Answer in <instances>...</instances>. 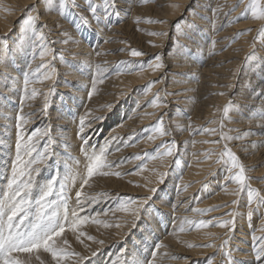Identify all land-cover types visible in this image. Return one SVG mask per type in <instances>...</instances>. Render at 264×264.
Instances as JSON below:
<instances>
[{"label":"bare ground","instance_id":"1","mask_svg":"<svg viewBox=\"0 0 264 264\" xmlns=\"http://www.w3.org/2000/svg\"><path fill=\"white\" fill-rule=\"evenodd\" d=\"M82 1L84 0H77V3L86 6ZM97 1L102 4L104 2V0ZM235 4L237 0H153L152 2L148 0L147 3H141L140 0H117L119 16L127 22L113 26L111 18L107 21L101 19L94 25L95 29L90 34L96 42V46L94 45L92 49L90 44L78 38L73 32L74 29L69 21L62 20L58 11L59 0H53L51 11L45 8L43 0H0V84H4L0 90V94H3L0 95V199L3 198L2 192L7 185V177L11 174V161L15 159V116L21 106L18 94L23 89V74L26 71L36 72L41 64L52 65L55 61L51 59L53 53L52 57L57 61L59 59L60 63L51 67L59 65V70L65 72L64 75L68 77L70 84H63L58 88L60 91L58 98L50 110L45 104L47 90L45 86L49 87L52 78L45 77L48 71L46 67L40 68L39 72H36L35 82L30 85V88L37 89V95L26 99L28 102H25L23 107L25 113L33 114L28 117L29 122L23 127L24 137L32 136L33 132L39 130L38 135L33 137V142L36 141L35 148L42 144L38 152H43L47 145L52 152L47 161L38 165L41 172L37 183L44 184L51 179L50 169L53 170L51 177L63 178L77 172L81 176L85 175L86 161L81 152L85 139L88 142L89 152L93 147L99 151L103 145L110 148L108 152L112 155L120 151L119 147L124 143L118 144V140L113 144L111 141L121 136L125 138V143L130 141L128 146L122 147L127 151L126 153H131L129 157L133 159L141 155L145 157L144 164L139 162V159L134 161L139 162L137 164L139 169L133 184L120 185L109 175H97L94 183L90 181V184L83 189L86 195L92 189L88 196L95 197L92 200L86 199L88 202L84 204L83 210L77 206V197H75L76 192L81 191L82 181L79 178L75 183L69 181L68 189L64 193L68 197L69 215L72 210L81 211L84 213H78L81 217L88 216L102 222L97 224L89 219L86 223L85 235L80 236L79 240L77 239L81 232L79 229L73 232L66 228L60 238V240L65 237L72 239L69 244L73 246V252L85 258L79 264H123L125 260H131L133 257L140 259L142 264L153 259L154 264H191L192 262L203 264L205 260L204 264L210 262L225 264L220 248L225 240L228 244L224 245L223 251H231L232 257L236 260L243 261L244 264H264V260L256 261L252 251L254 244H264V241L254 240L264 237V207L254 211L249 219L247 192L244 191L239 196L234 195L237 185L226 179L227 168L230 165L223 161L216 163L225 145L238 158L244 159L246 176L251 165L264 162V129L258 127L264 124V119L251 118L254 112H264V38H258L264 24L252 19L249 12L244 16L248 29L235 28L232 20L236 15L240 16L245 7L244 4H239L235 10H232ZM150 6L155 8V17L163 21L162 28L157 30V33H167V35L148 34L152 33L154 27L141 21V17L144 12H148ZM186 7H189L193 13L190 16L187 14L186 19L178 20V15ZM28 9L30 14H38L34 29L37 33L41 31L44 33L43 40H37L31 31L22 33V25L17 24L15 30H12L13 22L18 21ZM68 11L70 12V9ZM85 12L83 11L84 15ZM75 19L77 20L76 16ZM106 24L110 27L108 28ZM177 24L181 26L180 33L177 32ZM169 29H173L174 32L169 34ZM128 30L135 35L130 36ZM63 33H68V36ZM8 35H10L7 38L9 40H1ZM112 38L123 45L131 43L125 50H120V53L109 52L107 48L110 47L111 42L109 44L107 42ZM136 38L140 43L143 42V47H139L140 51L144 55L154 56L144 62H149L147 65L139 66L138 59L136 61L129 59L128 64H125L124 59L130 55V48L139 46L132 44ZM66 39L68 43L63 42ZM166 39H170L173 46L164 55L160 49ZM29 40L31 44L28 43ZM175 41L185 46V50L188 51L187 57L177 52L174 47ZM212 41H215L214 48ZM223 45L224 51L228 50L233 59L221 65L222 53H218V48ZM42 50H49L44 57L40 55ZM64 50L68 52L62 54ZM253 51V60H246ZM97 52L100 53L99 56L96 55ZM157 55L161 56L164 66L153 71L149 65L156 62ZM97 65H100L103 73H107V70L112 71L115 67L118 72L112 71L109 76L102 77L103 82L97 83L96 91L88 103L87 95L91 89V78ZM134 89H139L140 93L137 97L130 98L128 106L133 108L130 107L129 112L122 109L114 117L107 119L105 117L107 110L98 108L115 92L123 94ZM157 97L159 102L157 106H153L152 101ZM134 99L137 101L134 102ZM229 103L232 105V110L227 117H224L223 109ZM36 104L40 105L33 107ZM122 112L124 118H120ZM81 116H85L86 127L84 133L78 135ZM161 118L164 127L170 124L168 128L170 135L162 137L163 140L158 139L161 136L153 130ZM221 123L222 132L227 136H242L245 132L251 134L243 139H221ZM49 128L52 130L54 141L51 144L48 137L44 136V132ZM204 129H216V131L204 132ZM31 130L32 132L29 133ZM100 130H106L107 136L96 145ZM197 130L200 131L196 132ZM150 135L156 138L149 140ZM170 138L172 139L169 141ZM167 141L170 143L175 141L177 153L174 156L152 159L159 147L164 146ZM212 141L217 143H211ZM209 150L212 155L210 158H205L204 153ZM176 159L181 161L179 166L174 162ZM77 161L79 164L76 163ZM179 171L182 173L181 176H177ZM163 172H169L171 177L164 186L166 188H163L159 194L160 198L151 202L152 208L144 218V228L137 237H133L132 241H125L122 228L127 220H134V217L129 212L121 210L123 200L128 198L122 197L123 200L119 202L117 196L120 192H126L124 189L135 190L127 192L138 195L136 197L140 198L135 199L138 202L146 195L152 196L153 193L149 189L158 187L160 179L163 178L159 173ZM174 176H177L175 180L177 190L172 192L170 185L174 181ZM260 177L249 179L248 182L252 188L264 195V187H260L264 183L261 182L264 179V172ZM56 184L54 192L58 195L60 188L59 183ZM181 184L188 187L182 189ZM35 191L34 197L38 195V191L36 189ZM172 194L174 196L170 199ZM57 195L54 194L50 199L55 200ZM233 200L238 203L233 204ZM59 206L62 207V204ZM53 207L63 214L64 209L62 207L60 210L58 203ZM252 207L255 208L256 205ZM193 209L207 211L201 213L194 212ZM231 212L238 213L235 229L231 232L224 227L197 228L187 223H184L183 230H180L182 221L204 220L211 221L215 225L217 221L231 219L228 215ZM29 219L31 220V217ZM105 223L111 226L105 227ZM117 224L120 226L116 227ZM129 224L132 228H137L136 225L133 227V222ZM157 244H161L162 247L157 248ZM209 244L213 246H205ZM201 246L205 248H200ZM200 250L204 252L193 261V254ZM153 251L157 253L155 258L152 256ZM183 254L185 256H182ZM22 255V258L25 256L27 260V254ZM40 255L42 259H48V264H54L49 254L41 252ZM86 258L92 260L88 261ZM31 260L39 264L34 256ZM78 260V257L73 256L66 261V264H77Z\"/></svg>","mask_w":264,"mask_h":264},{"label":"snow or ice","instance_id":"2","mask_svg":"<svg viewBox=\"0 0 264 264\" xmlns=\"http://www.w3.org/2000/svg\"><path fill=\"white\" fill-rule=\"evenodd\" d=\"M45 4V8L49 11L53 10V0H43ZM141 3H147L148 0H140ZM239 4H244V10L241 12L240 16L244 17L247 13H251V18L254 20L261 21L264 24V0H237V4L233 5V9ZM81 6L77 3V0H59L58 11L62 17L68 18L73 14V12H69L68 9H79ZM101 8L103 11H101ZM115 12L118 16L119 12L117 9V0H104L103 4L94 3L93 0H87V12L89 15H83L81 10L80 12H75V16L77 17V21L74 23V27L77 30L81 28H88L90 26L91 20H96L99 22L101 19H110L111 12ZM216 11L215 9L213 10ZM38 19V15H29L23 21V25L21 27L22 33H27L31 31L33 35L37 37V40H43L44 33L41 31L37 33L34 29V25L36 20ZM239 19V17L237 18ZM139 22V21H137ZM147 22H153L151 20ZM158 23H163V21H155ZM177 32H181V26L179 24L176 25ZM149 35L155 36H165L167 33H148ZM63 35L68 36V33H63ZM86 38V37H84ZM264 38V26L261 27L259 31V37ZM70 39V37H69ZM64 43H68V39L63 41ZM155 46V45H153ZM174 47L180 55L185 57L188 56V51L185 50L184 45H180L178 41L174 42ZM212 47H215V41H212ZM49 50H42L40 52L41 57H44L48 54ZM97 56L100 55L99 52L96 53ZM130 55L134 57H139L144 55L139 50H131ZM254 58V51L250 53L246 60L252 61ZM63 60V58H61ZM162 58L160 55L155 57V63L149 65L153 71H156L159 68H162L164 65L161 62ZM125 63V62H122ZM71 66V65H70ZM50 68V73L46 76L47 79H51L53 75L56 74V69L52 68L51 65L41 64L36 72H39L40 68ZM96 74L92 77L91 83V91L88 92L89 98L92 97L93 93L96 91L97 83L103 82V70L100 65L96 66ZM36 72L26 71L23 74V89L22 95L20 97V109L15 116L16 120V140H15V159L11 161V174L7 177V185L2 192L3 198L0 199V264H31V258L34 256L35 260L39 262V264H46L45 259H42L40 253H47L51 256L54 264H66V261L71 257H78L80 261L84 260V257H80L79 253H75L69 251L65 247H62L59 243L60 238L65 233L66 228L76 232L81 225L92 220L93 223H102L100 220L95 218H90L88 216L81 217L76 210H72L69 215V209L67 206V199L64 195L65 191L68 189L69 181L75 183L76 179L79 178L82 182L80 184L81 190L84 189L86 185L90 184V180L92 177L96 175H115L119 177L121 175L120 172H109L105 171V169H110L113 167L112 162L108 161L107 155L109 149L106 146H101L99 151L92 148L89 152L87 149V140H84V143L81 146V152L85 157V168L86 174L81 176L78 172L73 173L71 176H65L60 178L59 176H53L44 184L37 183V177L33 175L36 173L37 175L41 172L40 167H33V165H40L47 161L52 153L49 151V147L46 145L44 151L33 157V152H35V147L33 144V137L37 136L39 130L37 132H33L32 136L27 137L25 139L23 135V127L25 124L29 122L28 117L31 116V113H25L23 111V107L26 99L34 98L37 95L36 88H30V85L35 82ZM7 80L8 77L6 76ZM53 89H49V93H51ZM222 95V93H221ZM48 102V93L45 94V104ZM159 102V97L152 101L153 106H157ZM110 107V106H109ZM232 109L231 103L226 105L223 109L224 117H227L230 110ZM251 118H259L264 119V112H254ZM99 119V118H97ZM86 127L85 116L80 117L79 122V131L78 135L84 133ZM179 128V125H177ZM258 127L264 129V124H260ZM223 124L221 123V139L224 140H232V139H243L244 137L250 135L251 133L245 132L243 135H237L235 137L227 136L222 132ZM51 128L44 132V136L48 137L49 143L51 144L53 141V137L51 135ZM204 132H215L216 129H204ZM154 132L160 136L170 135V131L163 126L162 118L161 121L157 123ZM191 134V133H190ZM83 138V137H82ZM156 137L150 135L148 137L149 140H153ZM204 143H209V141H204ZM211 143H217V141H212ZM177 151V145L175 141H172L166 148V151L162 153H157L152 156V159H157L162 156H174ZM24 155H27L29 159L25 160L23 158ZM205 158H210L212 155L211 150L204 153ZM226 158V159H225ZM135 159H141L140 156H136ZM223 161L225 164L230 165L227 168L228 176L226 179L231 181L237 185L236 190L234 191V195L239 196L242 192H247V204H248V217L249 219L253 215L254 211H258L259 208L264 207V195L260 193L257 189L251 187L249 181V177L246 176V168L240 162L239 158L235 153L231 151L225 145L224 151L220 154L219 159H217L216 163H221ZM175 164L179 166L181 161L176 159ZM79 164V161L76 162ZM166 173H159L160 177L165 176ZM59 183V199L63 205L64 211L63 214H60L54 209V205H56L57 201L50 199L54 195L55 185ZM160 183H163V179H160ZM36 189L38 191V195L34 197L33 191ZM149 191L153 194L157 192L156 188H151ZM85 193L83 191H77V206L83 210ZM95 199V197H88V200ZM152 199L151 196L144 197L137 203L134 199H127L122 202L121 210L129 212L133 217V227H135L136 221L139 220L141 215L147 210L148 203ZM233 204H237L238 201L233 200ZM256 205L253 208V205ZM33 206H35V212L32 211ZM194 212H206V209H193ZM231 216V219L225 221H217L215 225L212 224L211 221L201 220L199 222L196 221H182L180 230H183V224L187 223L189 225H193L197 228H207L209 226H219L227 228L229 232L235 229V220L238 215L236 212H231L228 214ZM31 217V220L29 219ZM28 222V223H26ZM105 227H110L111 225L105 223ZM120 225L117 224L116 227ZM85 235V233L80 232L77 236L79 240L80 236ZM88 239H94L93 237H88ZM259 239L260 241H264V237L254 238ZM99 243H103V241H99ZM64 245L68 244L67 240L63 241ZM228 244V241L225 240L223 244L220 246L221 254L225 258V264H244L243 261H238L231 255V251H223L224 245ZM191 247L192 245H188ZM206 247H212L213 245H205ZM157 248L162 247L161 244L156 245ZM239 251V249H237ZM253 254L255 256L256 261L264 260V244H254L253 246ZM22 254H27L28 259L25 260L22 258ZM96 253L94 252L93 255ZM126 254V253H125ZM157 253L153 251L152 256L155 258ZM123 264H142L141 260L133 257L131 260H125ZM144 264H154L153 260H147ZM211 264V262H210Z\"/></svg>","mask_w":264,"mask_h":264},{"label":"rangeland","instance_id":"3","mask_svg":"<svg viewBox=\"0 0 264 264\" xmlns=\"http://www.w3.org/2000/svg\"><path fill=\"white\" fill-rule=\"evenodd\" d=\"M153 0H151V2H152ZM83 3L85 2L86 3V6L85 5H81V9H84V11H86L85 12V14H86V16H87V14L89 15V13H87V10H86V8L85 7H87V2H86V0H84V1H82ZM94 3H98V4H101L102 5V3H99L97 0H94L93 1ZM57 3H58V1H57ZM83 6H85V7H83ZM232 8H233V6H232ZM237 8V7H236ZM235 8V9H236ZM234 9V10H235ZM155 8L154 7H152V6H150V8L148 9V12H144L143 13V17H141V21L143 20V21H145V23L146 24H149V25H152L153 27H154V29L152 30V33H157V30H161V23H158V22H155V21H162V20H160L159 18H157V17H155ZM101 11H103V9L101 8ZM116 11H117V9H116ZM70 12H73V15H71V16H69L68 18H65V17H62L61 16V18H62V20H66L68 23H70V24H72V29H74V31L73 32H75L76 33V35H78V38H82V39H84L85 40V42L87 43V44H90L91 45V47H92V49L94 48V45L96 44V42L90 37V34H91V32H92V30L93 29H95L94 27V25L95 24H97L98 22H96V20H92L91 19V17L89 16V19L92 21L91 23H90V26L88 27V28H81L80 30H78L77 31V29L74 27V23L77 21L76 19H75V12H80L79 10L77 11L76 9L75 10H73L72 11V9H70ZM110 12L112 13L111 14V16H110V18H111V21H112V23H114V24H111V25H118V24H125L126 22H127V20H122L123 18H120L121 16H117L116 14H115V12L114 11H112L111 9H110ZM193 13V11H191V9L188 7H186V8H184L182 11H181V13L178 15V20H180L181 18L183 19V18H185L186 17V15L187 14H189L188 16H190V14H192ZM82 14L84 15V13L82 12ZM29 15H35V14H30V9H28L27 11H25V13L23 14V15H21V17L18 19V21H16V22H13L14 24L12 25V30L14 29L15 30V27H16V25L18 24V26H20V25H23V21L27 18V16H29ZM36 15H38L37 13H36ZM154 16V17H153ZM239 17V19H237ZM73 18V19H72ZM69 19V20H68ZM186 19V18H185ZM71 20V21H70ZM108 19H106L105 21H107ZM149 20H151V21H153V22H147V21H149ZM185 22L187 21V20H184ZM94 23V24H93ZM232 23H233V25H234V27L235 28H240L241 30H247L248 29V27H246V19L244 18V17H240L239 15H236V17L232 20ZM93 25V27L91 28V26ZM107 25V24H106ZM108 26V28L110 27V25H107ZM74 27V28H73ZM88 29V30H87ZM239 29V30H240ZM14 32V31H13ZM12 32V33H13ZM79 32V33H78ZM81 32H82V34L83 33H85V34H81ZM87 32V33H86ZM128 32L130 33V36H133V35H135L134 33H132V31L131 30H128ZM174 32V30L173 29H169V34H171V33H173ZM123 34V33H122ZM82 35V36H81ZM89 35V36H88ZM33 36V35H32ZM32 36H30V39L32 38ZM80 36V37H79ZM10 37V35H8V36H6V37H4L3 39H1V40H5V39H7V38H9ZM84 37H86V38H84ZM102 38V37H101ZM167 38V37H166ZM91 39H92V41H91ZM7 40H9V39H7ZM90 40V41H89ZM114 40H116L115 38H112V39H110V40H108V44L111 42V44H110V47H108L107 49V51H109V52H113V53H120V50H125L126 49V47H128L129 45H130V43H129V45H123V44H121V43H118V42H115ZM135 41H133V43L132 44H134L135 46L137 45H139L138 47H131L130 48V50H133V49H135V50H141L139 47H143V42L142 43H140V41L139 40H137V38L136 39H134ZM112 41H114V42H112ZM127 41V40H126ZM155 41H156V39H155ZM154 41V42H155ZM92 42V43H91ZM137 42V43H136ZM28 43L29 44H31V41L29 40L28 41ZM152 43V42H151ZM131 44V45H132ZM141 45V46H140ZM96 46V45H95ZM173 46V43L170 41V39H166V41H165V43L163 44V46L161 47V51L164 53V55H165V53H167V52H169V50L171 49V47ZM30 47H32L31 45H30ZM223 47V49H220V48H222ZM222 47H219L218 49H219V51H218V53H222V55H221V60H222V64L221 65H223V64H226V63H228V62H230V61H232V59L233 58H231L230 57V55H229V53L230 52H228V50H226V51H224V49H225V47H224V45L222 46ZM30 50H31V48L28 50V53L30 52ZM96 50H98V48H96ZM66 51L68 52V50H64V51H62V54H64V53H66ZM224 51V52H223ZM0 52H1V49H0ZM36 51H34V53H35ZM28 53H26V54H28ZM53 54V53H52ZM52 54H51V59L53 60H55L54 62H53V64H56V63H60V60L58 59V57H57V55H56V57H57V59H58V61L55 59V57H52ZM29 55V54H28ZM66 56V55H65ZM31 57V56H30ZM67 57V56H66ZM154 56L153 55H143V56H139V57H134V56H131V55H129L127 58H125L124 60L126 61V65L128 64L127 63V61L130 59L131 61H136L137 59H138V62H140V65L139 66H143V64H149V62L148 63H144V62H147V61H149V60H151L152 58H153ZM140 58V59H139ZM27 59H29V56H27ZM123 60V61H124ZM121 61V60H120ZM65 62V61H64ZM122 62V61H121ZM52 64V65H53ZM49 65V64H48ZM51 65V66H52ZM52 68H55L56 69V74L55 75H53L52 76V80H51V83H50V85H49V87H48V85L47 86H45V88L47 89L46 90V93H48V104H47V106L48 107H50V110H51V107L53 106V104L55 103V100L58 98V94H59V90H58V88L59 87H61V85H63V84H70L69 83V81H68V77L66 76V75H64L65 74V72H61L60 70H59V65H56V66H54V67H52ZM116 68V67H115ZM115 68L112 70V71H114V72H118L117 70H115ZM46 70H48L47 71V73H46V76L50 73V71H51V69L50 68H47L46 67ZM95 71V72H94ZM93 71V74L95 75L96 74V70H94ZM112 71L111 70H107V73H103V76H109L110 75V73H112ZM105 72V71H104ZM62 74V75H61ZM94 75H92V77L94 76ZM45 76V77H46ZM64 82V83H63ZM91 82H92V78H91ZM4 86V84H0V90L2 89V87ZM68 86H71V85H68ZM48 87V88H47ZM140 87H143V85H140ZM69 88V87H68ZM49 89H53V91L51 92V93H49ZM90 91H91V89H90ZM19 93L20 94H18V95H20V96H18V98L19 97H21V95L23 94L21 91H19ZM95 93V92H94ZM94 93H93V95H94ZM140 93V91H139V89H134L133 91H127V92H124L123 94H119V92H115L114 93V95L112 96V97H110L109 99H107V100H104L102 103H101V105L100 106H98V108H101V109H103V110H107V113H106V115H105V117H107V119H109V117H114L120 110H122V109H125V112H129V110H130V107L131 106H128V104H129V100H130V98L132 97V96H138V94ZM0 95H3V94H0ZM93 95H92V97H93ZM6 97V96H5ZM91 97V98H92ZM91 98H89L88 97V95H87V100H88V103H89V101L91 100ZM135 100L136 99H134L133 101L135 102ZM137 101V100H136ZM16 102H18V100L16 101ZM25 102H28V101H25ZM38 105H40V104H36V105H34L33 107H38ZM50 105V106H49ZM132 105V104H131ZM110 106V107H109ZM21 107V106H20ZM65 107V105L63 106V108ZM104 108H107V109H104ZM131 108H133V107H131ZM128 110V111H127ZM232 110V109H231ZM19 111V110H18ZM18 113V112H17ZM132 113L133 112H131L130 114L132 115ZM126 114V113H125ZM31 115H33V114H31ZM121 117L120 118H124V113L122 112V114L120 115ZM35 120V119H34ZM52 119H50V121H51ZM166 124V123H165ZM151 125V124H150ZM35 126H37V124L35 125ZM34 126V127H35ZM170 127V124H168L167 125V127H165V128H169ZM155 128V127H154ZM23 130H25V129H23ZM33 130V129H32ZM32 130L31 131H29V133L30 132H32ZM142 130V129H141ZM154 130V129H153ZM201 130V129H200ZM200 130H197L196 132H199ZM29 133H27V135H29ZM135 133H137V132H135ZM24 135V134H23ZM87 136V135H86ZM105 136H107V134H106V130H100V132H98V137H97V139H96V145L100 142V140L103 138V137H105ZM114 136H116V135H114ZM118 136V135H117ZM118 137H120L121 138V136H118ZM118 137H116V138H118ZM162 137H164V136H161V138H158V139H161V140H163L162 139ZM118 138L117 140H113V141H111L113 144H115L116 143V141H118V144H120V143H124V144H122L119 148H120V151H118V152H116V153H114V154H112V155H109V152H108V155H107V159H108V161H110V162H112V164H113V167H111L110 169H105V171H109V172H120L121 173V175L119 176V177H117V176H115V175H109V177H111L112 179H114L117 183H119L120 185L121 184H133L134 183V179H135V176L137 175V173H138V169H139V166L137 165L139 162H141V163H143L144 164V162H143V160H144V155H141L140 157H141V159H139V162H134L135 161V159H133V158H131V157H129L130 156V154L131 153H126L127 151H125L124 150V148H122L123 146H128L129 144H130V141H128V143H125V141H124V139L125 138ZM25 139H27L26 137H25ZM172 138H170L169 139V141L171 140ZM108 139H105V141H107ZM122 140V141H121ZM159 141L160 143L162 142V141ZM165 140V139H164ZM168 140V139H167ZM34 141V140H33ZM169 141H167L166 143H165V145L164 146H161V147H159V149L156 151V153H162V152H164V151H166V148H167V146H168V144L170 143ZM36 142V141H35ZM35 142H33V144L35 143ZM109 142V141H108ZM111 142H109V144H111ZM172 142V141H171ZM224 143V142H223ZM227 143V142H226ZM42 144H40V146H41ZM167 145V146H166ZM225 145V143L223 144V146ZM39 145H37V147L38 148H35V152H33V157L34 156H36V155H38L39 153H41V152H38V149L40 148L41 149V147H40ZM222 146V147H223ZM34 147H35V145H34ZM108 148V147H107ZM50 149L51 148H49V151H50ZM108 149H110V148H108ZM161 151V152H160ZM52 153V152H51ZM175 153H177V151L175 152ZM238 157V156H237ZM23 158L25 159V160H27V159H29V157L27 156V155H24L23 156ZM240 159V162H242V164L243 165H245L244 163H243V161H244V159H241V158H239ZM33 167H39L38 165H33ZM249 173L247 174V177H249L250 179H257V178H261L260 177V174H263V172H264V162H258V163H254V165H251L250 167H249ZM58 170H59V168H58ZM50 178H51V176H52V173H53V170L52 169H50ZM164 173V172H163ZM181 173V171H179V173H178V175L177 176H181L182 175V173ZM85 174H86V172H85ZM33 175L34 176H36L37 178H39V175L40 174H36V173H33ZM97 176V175H96ZM96 176H94V177H92L91 178V182H93L94 183V180L96 179ZM177 176H174V181H172V183H171V188H172V192H173V190H177V188H176V178H177ZM170 177H171V175H169V172H166V175L165 176H163V183H160L159 182V184L157 185L158 187L156 188L157 189V192L155 193V194H153L151 197H152V199L149 201V203H148V207H147V210L142 214V216L139 218V220L138 221H136V226H137V228H139V230L137 229V228H132V225L131 224H129V223H132L133 222V220H127V223L124 225V227L122 228V230H123V234H124V236H123V239H125V241H127V242H129V241H132V239H133V237L135 238V237H137V235L141 232V230L144 228V218H145V215H148V213H149V211L151 210V208H152V206H151V202L153 201V202H155V201H157L159 198H160V193L162 192V190H163V188H166V187H164V186H166V184L169 182V179H170ZM261 182H264V179L263 180H261ZM179 183H181V182H179ZM57 185V184H56ZM56 185H55V188H56ZM182 185V189L183 188H185V187H188V186H186V185H184V184H181ZM87 186V185H86ZM94 186H96L95 184H94ZM178 187V186H177ZM260 187H264V183L263 184H261L260 185ZM176 188V189H175ZM124 190H126V192L125 191H123V192H120L119 193V196H117V200L120 202V201H122L123 199H122V197H125L126 199L128 198H131V199H136V198H140V197H136V196H138V195H135V194H129L127 191H135V190H130V189H124ZM55 191V190H54ZM81 191H84V190H81ZM90 191H92V189H90L88 192L90 193ZM96 191V190H95ZM112 191H115V190H112ZM33 192H36L35 191V189H34V191ZM60 192V191H59ZM57 192H54V194L55 195H57L56 194ZM83 193H85L86 194V192H83ZM87 194L86 196H85V200H84V204H86L88 201V195H90V194ZM118 195V194H117ZM124 195V196H123ZM88 196V197H87ZM133 196H135V197H133ZM174 196V194H172V196H171V198L170 199H172V197ZM195 196L197 197V199L199 198L198 196H197V194H195ZM76 197V196H75ZM142 197V196H141ZM146 197H148L147 195H146ZM170 197V196H169ZM87 199V200H86ZM143 199V198H142ZM56 201H57V203H58V207H60L59 205H61L62 203H61V201H60V199H59V194L57 195V198L55 199ZM141 200V199H140ZM117 201V203H119ZM123 201H125V200H123ZM159 202V201H158ZM137 203H139L138 201H137ZM224 205H226V204H224ZM75 206V205H74ZM222 206V205H221ZM62 207H63V205H62ZM62 207H60L59 209L60 210H62ZM155 207V206H154ZM209 208H211V207H209ZM64 209V208H63ZM206 209H208V208H206ZM81 210V209H80ZM32 211H33V208H32ZM57 211V210H56ZM58 212V211H57ZM85 212V211H84ZM60 213H61V211H60ZM78 213H83V212H81V211H78ZM84 214V213H83ZM87 223V222H86ZM86 223H84L83 225H81L80 227H79V231H81V232H85L86 231V228H87V224ZM239 239V238H238ZM64 240H67L68 241V244L67 245H64L63 244V241ZM71 241H72V239L71 238H68V237H65L64 239H62V240H60L59 241V243H60V245L62 246V247H65L66 249H68L69 251H72L73 252V246H71L69 243H71ZM123 241V240H122ZM121 241V242H122ZM200 248H205V247H203V246H201ZM202 252H204L203 250H200V251H197V252H195L193 255H194V257H193V261L194 260H196V258H198L201 254H202ZM23 256V255H22ZM182 256H185L184 254L182 255ZM186 257H190L189 255H186ZM25 260H26V257L24 256L23 257ZM28 259V258H27ZM88 261H90V260H92V259H88V258H86ZM47 260L48 259H46L45 261H46V264H48L47 263ZM88 261H87V263H88ZM31 262H32V264H37L34 260H31ZM35 262V263H34ZM202 262H203V260H202ZM206 262V260L203 262V264ZM84 263H86V262H84ZM191 264H193V262L191 263Z\"/></svg>","mask_w":264,"mask_h":264}]
</instances>
